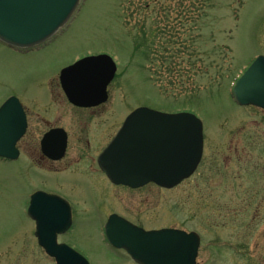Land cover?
<instances>
[{
    "label": "rangeland",
    "instance_id": "obj_1",
    "mask_svg": "<svg viewBox=\"0 0 264 264\" xmlns=\"http://www.w3.org/2000/svg\"><path fill=\"white\" fill-rule=\"evenodd\" d=\"M100 53L113 56L118 71L109 102L91 116L67 103L59 76L76 60ZM258 54H264V0H83L72 20L34 50L0 42V103L22 98L38 134L39 115L58 120L71 135L72 151L89 135L97 152L108 135L103 131L114 132L140 106L196 114L206 140L197 174L170 190L119 188L108 208L148 228L198 231V264H264V116L238 105L232 93ZM35 168L0 160V264H56L36 247L23 202L41 182L42 169ZM61 176L71 178L53 175L49 185ZM91 176L97 184L79 191L99 201L108 186L103 175ZM89 212L80 231L90 242L82 249L93 264H123L101 240L94 208Z\"/></svg>",
    "mask_w": 264,
    "mask_h": 264
},
{
    "label": "water",
    "instance_id": "obj_2",
    "mask_svg": "<svg viewBox=\"0 0 264 264\" xmlns=\"http://www.w3.org/2000/svg\"><path fill=\"white\" fill-rule=\"evenodd\" d=\"M81 3L82 0H0V41L17 49L37 47L66 26ZM116 72L113 57L99 54L64 68L60 79L71 103L89 107L107 101V87ZM233 94L240 105L264 109V55L237 81ZM10 118L17 119L18 128L3 124L4 119ZM9 128H15V132L7 133ZM25 129L21 103L17 97H11L0 109V157L16 158V143ZM203 129V121L193 113H165L139 107L100 155V166L116 184L139 187L153 181L173 188L196 171L203 155ZM52 133L43 138L44 148L54 136ZM65 145L63 136L60 147ZM107 234L113 245L124 248L139 264H197L200 237L196 232L175 228L146 231L113 215ZM37 235L57 264H89L74 249L48 242L40 230Z\"/></svg>",
    "mask_w": 264,
    "mask_h": 264
},
{
    "label": "flooded vegetation",
    "instance_id": "obj_3",
    "mask_svg": "<svg viewBox=\"0 0 264 264\" xmlns=\"http://www.w3.org/2000/svg\"><path fill=\"white\" fill-rule=\"evenodd\" d=\"M3 44V43H2ZM5 45V44H4ZM20 52H29L20 51ZM63 69V68H62ZM61 72V71H60ZM60 86L62 89L63 97L67 99V103L71 104L76 108H80L83 110L89 111L91 116H96L97 112L104 108L106 103L109 102L110 99V91L108 86V99L105 102L99 103L94 106L89 107H81L76 106L70 102L69 98L66 96L65 91L63 89L60 76H59ZM61 95V93H60ZM15 95H11L6 97L2 103H0V108L5 104L7 100ZM19 99L21 106L23 108V112L26 118V129L22 137L16 143V158L14 160H9L6 158L0 157L1 161H13V162H25L29 166L38 167L42 169L40 172L41 182L35 183L31 191L25 196L23 202L27 204L26 211L30 215L34 224V235L36 238V247L43 249L40 239L37 235V232H42V235L46 237L48 242H56L57 245H66L83 256L87 258L89 264H93L92 259L88 256L85 251L82 249L83 243L90 242V238L86 237L82 232L81 223L88 222L91 220V213L89 212L90 207L94 208L95 213L98 215L97 227L101 240L105 244V246L116 255V257L123 264H138L135 262L132 257L128 254V252L120 247H116L110 241L107 234V224L110 218L113 215H118L127 221L131 222L135 226L142 228L144 230H158L162 227H145L138 220H133L128 216L121 214L117 211H110L108 206L115 203L118 197L116 194L117 189L128 190L130 192L143 190L148 185H156L155 183H149L142 187L133 188L126 185L115 184L113 183L108 176L101 170L99 164V157L104 151V149L109 145V143L113 140L115 135L117 134L119 128L114 130V132L107 131L105 132L107 135L104 144L99 147V150L95 152L97 146L92 143V140L86 138V143L84 146L78 147L76 150H71L70 139L71 135L67 131V129L61 125H59L58 120L53 121L52 118H48L46 116L39 115L38 120V130L41 131L40 134L35 133V127L32 125V119L30 115L31 107L27 104L22 98L15 96ZM52 100V99H50ZM41 105H47V101L41 102ZM254 107V106H252ZM259 108V107H258ZM263 112L264 109L259 108ZM17 116V114L15 115ZM3 124L14 126L16 128L19 127V123L16 118L4 119ZM111 126H114V123L111 122ZM111 126L109 128H111ZM84 127L87 128L88 124H84ZM108 128V127H107ZM11 130V131H10ZM85 130V129H84ZM6 131V129H4ZM10 131V132H9ZM7 133L11 134L15 132L14 129H7ZM54 135L49 144L44 148L42 145V139L48 133ZM102 132V133H103ZM98 137L101 139V134ZM35 135H39V141L33 139ZM66 137V145L65 147H60L62 137ZM78 142L82 143V138L77 139ZM205 140V135H204ZM206 141V140H205ZM204 141V142H205ZM94 145V146H93ZM205 149L203 158L200 162V165L194 175L199 171L203 161H204ZM36 165V166H35ZM257 166V165H256ZM36 169V168H35ZM37 170V169H36ZM71 170L73 172H71ZM81 172L83 176H79L75 174L76 172ZM101 174L103 175V181L107 184L108 188L102 194V198L99 201L93 200L92 197L89 196L88 193L80 192L82 188H84L85 183L96 185L97 183L93 181L94 176H90V174ZM87 174V176H86ZM59 176V175H70L71 178H61L55 179L52 185L51 176ZM193 175V176H194ZM192 176V177H193ZM161 188V187H159ZM115 192V193H114ZM125 197L121 196L119 199L123 200ZM146 200H149L148 197ZM94 213V214H95ZM164 228V227H163ZM196 231V230H191ZM198 232V231H197ZM199 233V232H198ZM45 234V235H44ZM201 244L203 242V235L201 233ZM46 253V252H45ZM53 262L56 260L54 257L46 254Z\"/></svg>",
    "mask_w": 264,
    "mask_h": 264
},
{
    "label": "trees",
    "instance_id": "obj_4",
    "mask_svg": "<svg viewBox=\"0 0 264 264\" xmlns=\"http://www.w3.org/2000/svg\"><path fill=\"white\" fill-rule=\"evenodd\" d=\"M207 1H209V0H206V2H207ZM198 10H200V9H198Z\"/></svg>",
    "mask_w": 264,
    "mask_h": 264
}]
</instances>
